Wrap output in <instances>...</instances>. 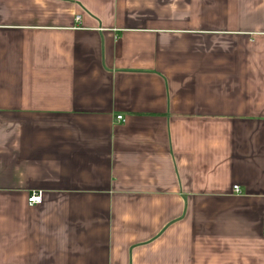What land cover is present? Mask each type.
<instances>
[{
  "label": "crops",
  "instance_id": "obj_1",
  "mask_svg": "<svg viewBox=\"0 0 264 264\" xmlns=\"http://www.w3.org/2000/svg\"><path fill=\"white\" fill-rule=\"evenodd\" d=\"M263 227L264 0H0V264H264Z\"/></svg>",
  "mask_w": 264,
  "mask_h": 264
},
{
  "label": "built area",
  "instance_id": "obj_2",
  "mask_svg": "<svg viewBox=\"0 0 264 264\" xmlns=\"http://www.w3.org/2000/svg\"><path fill=\"white\" fill-rule=\"evenodd\" d=\"M116 121L122 122L123 118L121 116L116 117ZM233 191L237 194H239V189L237 186L233 187ZM41 202V195L40 194H33L27 199V203L29 206L38 205ZM261 236L264 237V227L261 232Z\"/></svg>",
  "mask_w": 264,
  "mask_h": 264
}]
</instances>
